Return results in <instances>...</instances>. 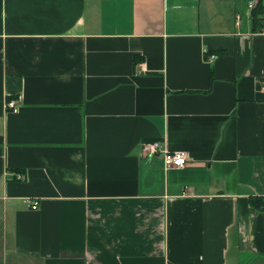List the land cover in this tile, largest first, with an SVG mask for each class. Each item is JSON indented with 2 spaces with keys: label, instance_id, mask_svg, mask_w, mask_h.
I'll list each match as a JSON object with an SVG mask.
<instances>
[{
  "label": "crops",
  "instance_id": "crops-1",
  "mask_svg": "<svg viewBox=\"0 0 264 264\" xmlns=\"http://www.w3.org/2000/svg\"><path fill=\"white\" fill-rule=\"evenodd\" d=\"M248 1L0 0V264H264Z\"/></svg>",
  "mask_w": 264,
  "mask_h": 264
},
{
  "label": "built area",
  "instance_id": "built-area-1",
  "mask_svg": "<svg viewBox=\"0 0 264 264\" xmlns=\"http://www.w3.org/2000/svg\"><path fill=\"white\" fill-rule=\"evenodd\" d=\"M248 8L250 10H253L256 6V0H249L247 4ZM260 32H264V28L260 30ZM216 55L215 54H209L208 58L212 60ZM144 71L143 67L139 65V67L134 68L133 72L134 74H138ZM260 91L264 93V80L260 82ZM22 100V96L20 94H17L14 97H8L5 100V109L9 111H17L19 103ZM141 153L142 155L146 157L151 156H160L163 164L166 168L175 167V168H181L186 164L187 156L185 152L183 151H168L164 147H162V144L158 140L154 141H144L141 144ZM18 177H21V174L17 175ZM38 200L33 199H27L26 205L29 208L36 209L38 207Z\"/></svg>",
  "mask_w": 264,
  "mask_h": 264
},
{
  "label": "trees",
  "instance_id": "trees-1",
  "mask_svg": "<svg viewBox=\"0 0 264 264\" xmlns=\"http://www.w3.org/2000/svg\"><path fill=\"white\" fill-rule=\"evenodd\" d=\"M252 25L254 31L261 29V27L264 28V7L258 3L252 10ZM249 203L255 209L264 210V196L251 195Z\"/></svg>",
  "mask_w": 264,
  "mask_h": 264
}]
</instances>
